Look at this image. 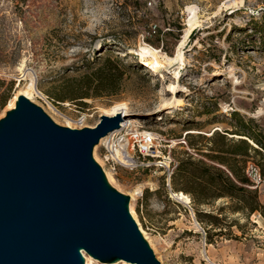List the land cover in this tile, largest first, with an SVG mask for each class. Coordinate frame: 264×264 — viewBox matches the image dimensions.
<instances>
[{
    "label": "rangeland",
    "instance_id": "obj_1",
    "mask_svg": "<svg viewBox=\"0 0 264 264\" xmlns=\"http://www.w3.org/2000/svg\"><path fill=\"white\" fill-rule=\"evenodd\" d=\"M263 19L264 0H0V95L10 92L0 118L30 85L31 99L70 127L92 126L104 109L126 103L122 118L156 133L155 156L148 165L115 170L104 164L99 145L92 157L128 196V210L160 262L264 264V213L225 208L227 233L209 241L195 209L210 207L192 204L184 191L188 202L177 196L157 161L169 155L174 167L186 150L202 157L187 132L232 129L233 110L264 129V44L253 28ZM192 21L198 25L190 30ZM153 56L161 61L156 69L143 60ZM107 57L121 72L117 91L74 92L78 78L106 66ZM252 187L264 204V176ZM225 203L218 198L212 208Z\"/></svg>",
    "mask_w": 264,
    "mask_h": 264
},
{
    "label": "water",
    "instance_id": "obj_2",
    "mask_svg": "<svg viewBox=\"0 0 264 264\" xmlns=\"http://www.w3.org/2000/svg\"><path fill=\"white\" fill-rule=\"evenodd\" d=\"M122 114L70 127L18 95L0 118V264H84L82 249L101 261L162 264L130 214L128 196L92 157Z\"/></svg>",
    "mask_w": 264,
    "mask_h": 264
},
{
    "label": "trees",
    "instance_id": "obj_3",
    "mask_svg": "<svg viewBox=\"0 0 264 264\" xmlns=\"http://www.w3.org/2000/svg\"><path fill=\"white\" fill-rule=\"evenodd\" d=\"M253 25L264 44V19L254 20ZM104 62L106 66L96 67L90 73L81 75L77 85L72 88L74 92L82 96L90 94L89 90L94 95L104 90L115 93L121 72L110 66L113 63L110 57ZM9 97V91L0 95V108L7 104ZM231 116L235 121L232 129H213L208 134L187 132L190 147L199 150L202 157H195L186 150L177 158L170 173V186L175 192L184 191L190 195L192 204L210 207L205 211L195 209L197 219L205 223L204 236L209 241L213 233H227L222 214L225 208L244 215L256 210L264 213V204L259 200L258 191L252 187L253 182L245 171L247 158L255 155L254 163L261 176H264V129L254 117H245L237 110H233ZM201 141L203 143L198 146ZM218 198H228L230 203L212 208ZM228 224H236V221L232 220Z\"/></svg>",
    "mask_w": 264,
    "mask_h": 264
},
{
    "label": "built area",
    "instance_id": "obj_4",
    "mask_svg": "<svg viewBox=\"0 0 264 264\" xmlns=\"http://www.w3.org/2000/svg\"><path fill=\"white\" fill-rule=\"evenodd\" d=\"M83 116V114L79 115L80 118ZM104 137V140L99 144L103 149L102 159L104 164L109 165L113 170L117 166L132 169L143 164L148 165L152 156H155V151L158 150V137L153 130L133 125L125 118L120 121L119 128L110 131ZM163 158H166V160L158 158L157 161L163 165L169 177L173 168L170 166L171 159L169 155ZM145 159H147L146 162ZM245 171L252 180L253 185H258L262 179L258 166L248 160ZM206 252L204 250L205 254Z\"/></svg>",
    "mask_w": 264,
    "mask_h": 264
},
{
    "label": "bare ground",
    "instance_id": "obj_5",
    "mask_svg": "<svg viewBox=\"0 0 264 264\" xmlns=\"http://www.w3.org/2000/svg\"><path fill=\"white\" fill-rule=\"evenodd\" d=\"M196 25H198V21H192L191 22V25H190V27H191L190 30L194 26H196ZM181 54H182L181 53V50H179L178 51V55H181ZM143 60L147 64H149L152 67V69L158 68V66L161 64V61L157 57H155V56H153L152 59L145 58ZM27 90L28 91H23L22 93H25L28 97L33 98V90H34L33 89V86L30 85V87H28ZM17 97H18V95L16 97H14V99H12V101L9 104V107H11V108L15 107ZM103 111H104V113L110 114V115L111 114H114V113H117V112H120V113H123L124 114V113H127L128 112V108H127V104L126 103H124V102H117L114 105H112L111 107L104 109ZM69 124H71L70 121H69ZM104 138L105 137H101L99 139L98 143H96L93 146L94 157H95V149L104 140ZM103 171H104V175H105L106 180L108 182H110V183L113 182V180H114L113 175L109 171L106 172L105 168H103ZM176 195L179 196L185 202H188L190 200L189 196L186 195V194H184L183 192H178ZM129 210H130V212H131L132 215L134 214L133 217L135 216L137 218L136 213H135V210L132 208V206L130 207ZM139 229H140L141 233L143 234V236H146L148 238L146 232L144 230H142L141 227H139ZM81 252H82L84 264H94L95 262H98L99 261L97 258H95L92 255H90L88 252H85L84 250H81ZM117 260L120 261V262H122V263H124V264H127V263L128 264H137V263H132V262L125 261L124 259H121V258H117Z\"/></svg>",
    "mask_w": 264,
    "mask_h": 264
}]
</instances>
